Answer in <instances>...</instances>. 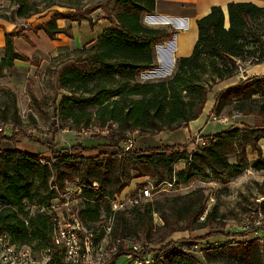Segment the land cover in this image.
I'll use <instances>...</instances> for the list:
<instances>
[{"label": "trees", "instance_id": "1", "mask_svg": "<svg viewBox=\"0 0 264 264\" xmlns=\"http://www.w3.org/2000/svg\"><path fill=\"white\" fill-rule=\"evenodd\" d=\"M156 2L115 0L110 18L112 26L101 34L94 47L96 65L92 71L86 73L71 63L59 73L60 86L71 90L70 95H64L56 103L59 117L80 124L86 121L89 125L94 116L104 124L117 122L119 128L111 127L107 135L99 134L104 142L95 147L73 145L56 149L57 143L53 139L51 159L43 157L41 153L18 148L1 151L0 233L6 231L15 242L24 244L50 238L52 216L38 213L26 223L22 217L27 216L23 204L26 200L33 201L44 189L48 194L45 203L49 205L54 193L49 181L54 172L59 175L65 172L60 167L63 164L69 167L82 166L88 170L90 180L84 183L82 189L84 207L81 209V218L93 224L102 216L101 201L113 194L107 185L99 181L98 168L104 169L119 158L132 160L133 170L139 177L155 175L159 180L177 179L178 182H189L196 176L207 177V170L217 178L237 177L248 168L264 171V154L258 145L264 139V127L225 128L219 133L207 135L204 140L208 141L204 147L194 153L187 145L138 148L135 146L136 141L132 149L126 150L131 133L155 136L163 131H177L198 119L212 90L203 80L204 76H211L213 81H223L239 74L240 66L245 62L251 65L264 63V7L232 2L227 9L229 27L226 26L227 14L221 6L213 7L207 16L198 21L199 38L193 53L178 60L177 69L170 79L136 81L138 73L155 66V44L172 35L166 30L143 23L144 16L155 12ZM56 4L52 3V6ZM33 8L34 4L30 0H18L14 14L17 18L29 19L34 13ZM68 8L74 11H56L47 22L40 25L39 29L44 30L51 40H60L61 34L71 36L66 27L59 26V20L81 21L75 13L76 7L69 5ZM0 28L5 31V56L0 62V71L15 67L18 60L29 62L30 58L15 45V39L21 37L32 44L27 29L9 31L3 25ZM75 89L83 94H78ZM255 95H261L264 99V74L248 77L223 90L215 98L212 115H221L233 103L239 104V110L243 111L244 103L251 101ZM88 107L94 109L87 110ZM261 114L264 117V100ZM39 143L47 144L43 141ZM101 146L115 147L119 152L111 155L102 152L89 158L74 154L77 151L99 150ZM235 146L239 147L237 163L232 164L229 156L236 151ZM248 146L259 152L252 162L248 160ZM180 162H185L186 168L178 172L176 166ZM93 163L97 167L92 166ZM96 181L100 182V186L94 187ZM45 198L46 195H43L38 201L43 203ZM153 204L149 203L151 210H155ZM138 208L135 206L131 212L134 213ZM257 211L264 214V200L258 204ZM121 220L126 227L127 218L123 216ZM257 228L264 232V226L258 225ZM130 253L137 254L131 249L125 255ZM141 253L144 256L146 251ZM217 253L229 264H264V244L261 248L258 241L254 240L248 243L247 248L224 245ZM110 264H116V261L112 259ZM158 264H201V261L194 253L177 248L166 250Z\"/></svg>", "mask_w": 264, "mask_h": 264}, {"label": "rangeland", "instance_id": "2", "mask_svg": "<svg viewBox=\"0 0 264 264\" xmlns=\"http://www.w3.org/2000/svg\"><path fill=\"white\" fill-rule=\"evenodd\" d=\"M30 1L34 4V13L28 19L15 16L18 0H0V26L3 25L11 31L27 29L37 32L40 25L47 22L56 11H74L68 8L69 5L76 7L75 13L81 20L77 23L82 25L85 22L90 25L94 32L93 36L102 29L103 25L112 24L110 18L115 0ZM52 3L57 4L52 6ZM102 19L104 24L100 25L99 21ZM67 21L72 23V21ZM143 23L149 27L155 26L148 16H144ZM226 26L229 27V20ZM66 28L71 36H64L72 41L74 35L71 27ZM46 37L51 44L52 41L47 34ZM172 44V35L157 42L154 47L155 57L161 54L164 47H170ZM96 45L97 42L92 43L91 41L81 49L69 50L56 57L37 53L31 57L33 63L18 60L15 67L0 71V153L3 150L18 148L32 153H41L43 157L51 159L53 139L57 143L56 149L73 145L95 147L104 142L99 134L107 135L111 127L119 128L120 124L117 122L104 124L94 116L89 125L86 121L80 124L72 119L58 116L56 103H59L64 95H70L71 92L70 89L60 86V71L66 65L75 63L84 72H91L96 65L93 58ZM26 47V52L30 53L32 47ZM4 56L5 46L0 49V62ZM255 66L250 62H245L243 66H240L239 74L223 81H213L211 76H204L203 80L209 87H212L209 103L214 102L223 90L239 84L248 77L258 75L254 70ZM176 69L177 66L173 71L169 64L164 65L162 62L159 64L157 62L151 69L138 73L135 79L138 82L168 80L174 75ZM75 90L78 94H83ZM263 100L261 95H255L251 101L244 103L243 108L241 106L243 111L239 110V104L233 103L218 116L212 115L214 104L209 115L206 116L205 113L201 122L203 124L206 122L205 131L207 133L216 132L222 127H264V117L261 114ZM93 109V107L87 108V110ZM214 117L228 118L229 122L223 124L214 120ZM205 137L204 135H191L188 139V133L185 130L163 131L155 136L138 132L131 133V139L137 142L135 146L138 148L187 145L192 153L204 147L208 141L203 142ZM38 141L47 144L43 145ZM258 145L264 154V139L260 140ZM118 150L115 147L101 146L99 150L83 153L77 151L74 154L89 158L96 157L102 152L111 155L118 153ZM235 150L234 154L229 156L232 164L237 163L236 155L239 147L235 146ZM247 156L252 162L259 156V152L248 146ZM91 165L97 167L95 163ZM60 167L65 172L60 175L54 172L49 181L50 189L54 192L49 205L45 203L48 194L44 189L33 201L26 200L23 204L27 213L35 210V215L46 213L52 216L53 230L54 217L66 214L62 195L70 191L67 198L71 199V206L74 209L81 208L84 198L81 196L80 188L83 189L84 183L90 180L88 170L82 166L69 167L63 164ZM185 168V162H180L176 166L178 172ZM98 171L100 172L99 181L107 185L110 192H113L111 197L100 203L102 216L97 223L99 231L95 237L97 247L109 259L107 264H110L112 259L116 261V264H158L166 250L177 248L194 253L200 258L201 264H229L226 259L218 256L217 252L222 246L247 248L248 243L253 240L258 241L261 248L264 244V232L257 228L258 225L264 226V214L257 211L258 204L264 200V171L248 168L237 177L217 178L210 170H207L209 175L207 177L196 176L189 182H178L177 179L174 181L167 178L159 180L155 175L139 177L133 170L132 160L123 158L109 163L104 169L98 168ZM98 186L100 182L96 181L94 187ZM145 187H153L157 193L153 197L141 198L136 205L139 208L134 213L119 212L115 220L111 221L112 231L106 232L104 226L110 224L109 216L113 211V201L126 196H139L141 189ZM43 195H46V198L43 203H40L38 199ZM149 203H154L152 208L155 210H151ZM51 205H55L57 209L51 208ZM123 216L128 220L126 227L121 220ZM254 229L258 230L253 232ZM53 230L50 238L25 244L15 242L6 231L0 233V264H4L5 261L9 264L35 262L43 264L48 258H51L48 264H66L63 253L53 244ZM135 245L142 247L141 252L146 251V254L143 256L139 252L134 254L131 260L125 253ZM49 247L53 249L51 254L46 253Z\"/></svg>", "mask_w": 264, "mask_h": 264}, {"label": "crops", "instance_id": "3", "mask_svg": "<svg viewBox=\"0 0 264 264\" xmlns=\"http://www.w3.org/2000/svg\"><path fill=\"white\" fill-rule=\"evenodd\" d=\"M232 2L253 3L259 7H264V0H157L155 12L152 15L146 16H148L151 22L155 24L152 28L163 29L172 33L173 44L170 47H164L161 54L156 58V64L157 62L158 64L160 62L164 65L169 64L174 71L180 58L188 57L193 53L194 47L199 38L198 21L207 16L215 6L223 7L227 14L228 5ZM226 17L228 21V14ZM103 21V19L99 21L100 25L104 24ZM58 23L62 28L67 26L71 27L74 35L72 41L68 39L69 37L65 38V34H61L60 40H51L52 42L50 44L46 37L47 33L44 30L38 29L37 32L27 30V35L30 41H32V44L23 37L16 38V48L30 58L29 62L33 61V58L31 57L37 53H44L56 57L69 50L81 49L91 41L92 43L97 42L101 34L112 26L111 23L103 25L102 29L93 36L94 32L91 26L87 25L85 22L81 25L77 22L68 23L67 20L62 19L59 20ZM74 44L76 45L74 46ZM4 46L5 31L3 28H0V49ZM26 46L32 47L30 53L26 52ZM254 70L258 75L264 74V63L256 65ZM208 103L209 101L206 104L204 112L198 119L190 122L187 127L181 128L177 131L185 130L188 133L189 139L191 135L207 136L224 130L225 127H222L220 130L213 133H207L205 131L206 122L203 124L201 121L205 113L206 116L209 115L215 104V100L214 102L209 103L207 109Z\"/></svg>", "mask_w": 264, "mask_h": 264}, {"label": "built area", "instance_id": "4", "mask_svg": "<svg viewBox=\"0 0 264 264\" xmlns=\"http://www.w3.org/2000/svg\"><path fill=\"white\" fill-rule=\"evenodd\" d=\"M214 120L220 123H228V118H218L214 117ZM205 140H203L204 142ZM205 143V142H204ZM134 146V141L129 140L126 145V150L132 149ZM54 186L52 185V188ZM82 190V188H80ZM153 187H145L141 189V194L139 196H126L120 199H116L112 203V214L109 216L110 224L104 226V230L108 233L112 231V223L119 212H130L135 206L140 202L141 198L153 197L157 192L153 190ZM70 191L64 193L62 196L64 198V204L66 206V214L62 216L54 217V230L52 235V240L55 248L61 250L64 255L66 264H107L108 257L99 250L96 245V233L99 231V225L96 223L86 222L81 218V208L74 209L71 206V199L67 198ZM41 207V206H40ZM39 205L37 206V209ZM51 208L57 209L55 205H51ZM36 211L32 210L27 213V216H22L26 223L29 222L30 217L35 216ZM92 225H95L92 227ZM134 252L139 253L142 251V247L135 245L133 248ZM52 248L49 247L46 253L52 252ZM127 258L133 259L134 253L126 255ZM51 258H48L43 264H48ZM4 264H9V262H4ZM32 264H39L35 262Z\"/></svg>", "mask_w": 264, "mask_h": 264}, {"label": "bare ground", "instance_id": "5", "mask_svg": "<svg viewBox=\"0 0 264 264\" xmlns=\"http://www.w3.org/2000/svg\"><path fill=\"white\" fill-rule=\"evenodd\" d=\"M7 257V256H6ZM19 257V256H18Z\"/></svg>", "mask_w": 264, "mask_h": 264}]
</instances>
